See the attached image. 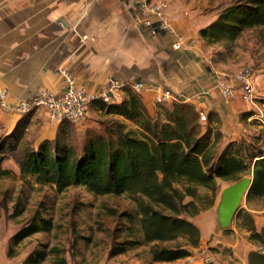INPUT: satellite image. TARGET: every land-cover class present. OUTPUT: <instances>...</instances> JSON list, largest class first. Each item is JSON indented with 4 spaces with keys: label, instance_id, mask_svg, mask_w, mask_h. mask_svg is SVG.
I'll return each instance as SVG.
<instances>
[{
    "label": "trees",
    "instance_id": "1",
    "mask_svg": "<svg viewBox=\"0 0 264 264\" xmlns=\"http://www.w3.org/2000/svg\"><path fill=\"white\" fill-rule=\"evenodd\" d=\"M262 26L264 0H250L224 10L200 34L204 40L215 43L236 39L244 30ZM96 106L107 115L123 120H111L102 132H88L81 148L71 141L75 126L60 125L54 141L42 142L19 159L21 175L34 178L40 185L53 186L58 193L79 186L96 196L127 194L137 203L146 243L185 239L186 246L192 248L199 247L201 231L189 217L199 215L200 210L194 201L184 202L187 197L198 198V187L215 193L217 180L240 181L242 175L251 173L250 164L256 160L254 182L247 198H264V150L244 157L242 146L229 143L219 154L217 146L223 139L222 133L211 127L203 132L193 105L174 104L171 111H166L163 122L152 118L142 97L133 91H128L119 105ZM27 120L28 115L23 121ZM209 120H213V114ZM125 121L136 130L129 129ZM19 138L17 133L12 134L7 138L11 141L7 146L14 150ZM5 149V144L0 143V153ZM180 185L183 190L178 188ZM237 217L253 238L264 244L253 217L244 210ZM40 221V224L33 221L19 231L14 243L51 230L49 221ZM51 252L55 253L52 264H68L58 250ZM190 255V250L182 246L152 250L154 263L175 262ZM42 261V257L32 256L28 263L42 264Z\"/></svg>",
    "mask_w": 264,
    "mask_h": 264
},
{
    "label": "rangeland",
    "instance_id": "2",
    "mask_svg": "<svg viewBox=\"0 0 264 264\" xmlns=\"http://www.w3.org/2000/svg\"><path fill=\"white\" fill-rule=\"evenodd\" d=\"M248 1L173 0L175 7L183 9L184 13L198 10L212 20H217L218 15L227 8L245 5ZM159 2L168 3V10L173 7L171 0H153V3ZM149 17V14L141 15V29L145 32L148 31L146 23ZM204 41V47L208 50L206 63L211 71L215 68L220 74L226 75H233L245 68L255 71L257 103L264 108V26L244 30L233 40L221 39L215 43ZM177 103L158 105L164 118L157 114L151 115L152 118L163 122L166 111H171ZM2 114L0 112V116ZM200 115L198 122L201 129L209 128V122L201 123ZM7 118V121L0 118V143L6 146L4 152L0 153V264H29L28 260L32 256L42 257V264H52L55 260V253L51 252L53 249L58 250L68 264H249L248 254L258 252L259 246L263 245L253 238L252 232L243 226L244 222L237 215L228 229H219L217 207L221 194L236 183L221 180H217L215 193L198 187V198L187 197L184 202L194 201L200 210L199 215L189 217L201 231L199 247L186 246L185 239L146 243L137 203L131 196H96L79 186L58 193L53 186H43L34 178L23 177L18 165L19 159L26 151L36 149L42 142L54 141L52 137L55 130L52 126L39 125L44 120L50 122L44 115H40L34 122L30 119L26 122L21 118L16 123L12 117ZM111 120L100 114L88 128L73 126L72 143L81 148L88 132H102L104 125ZM129 125V129L136 130L133 124ZM213 127L214 131L219 130L217 125ZM14 133L20 135V138L17 147L11 150L7 146L11 141H7V138ZM236 143L242 146L241 154L244 157L264 150V130L249 136L248 140ZM227 145L221 141L217 146L218 153ZM255 161L250 164L251 173L242 175L241 180L248 176L254 177L252 172ZM178 188L183 190L181 185ZM241 210L253 217L260 233L264 225V198L248 199L246 196L241 203ZM40 219L51 223L49 232H40L18 244L14 243L13 238L19 231L33 221L40 224ZM181 246L190 250V257L170 263L153 262L152 250Z\"/></svg>",
    "mask_w": 264,
    "mask_h": 264
},
{
    "label": "crops",
    "instance_id": "3",
    "mask_svg": "<svg viewBox=\"0 0 264 264\" xmlns=\"http://www.w3.org/2000/svg\"><path fill=\"white\" fill-rule=\"evenodd\" d=\"M171 1L168 14L172 27L185 38L178 51L172 48L173 33L141 29L144 15L129 1L0 0V89L8 92L11 102L28 100L46 88L60 91L63 84L58 71L69 68L80 84L92 90L101 89L110 78L171 89L198 113L204 112L208 118L213 114L209 126H218L225 144L248 140L264 130V123L258 120L264 114L259 103H225L216 89L221 74L207 65L208 50L200 34L216 19L198 10L186 15ZM84 36L88 40L82 43ZM142 99L150 115L164 118L152 95ZM0 112L1 119L12 117L16 123L27 116ZM100 114L123 120L93 105L83 128L91 126ZM40 115L47 120L43 110L28 114L31 122ZM39 125L52 126V139L56 138L60 126L45 120Z\"/></svg>",
    "mask_w": 264,
    "mask_h": 264
},
{
    "label": "built area",
    "instance_id": "4",
    "mask_svg": "<svg viewBox=\"0 0 264 264\" xmlns=\"http://www.w3.org/2000/svg\"><path fill=\"white\" fill-rule=\"evenodd\" d=\"M123 1H129L135 11L143 15H150L146 25L152 33H154L153 26L156 23H158L161 31L173 33L175 35L172 44L173 50L182 49L185 38L183 35L175 33L172 27V21L168 14V3H153V0ZM87 40V36L80 39L82 43ZM58 72L61 75L63 84L60 91L46 88L28 100L11 102L8 92L0 89V110L12 115H28L43 110L46 112L51 124L60 126L69 123L76 128H82L88 119L91 106L97 104L119 105L126 99L128 91H133L141 97L152 95L153 102L157 106L181 102L180 97L173 90L146 84L142 81L128 82L110 78L104 87L99 90H92L86 85L80 84L69 68H61ZM216 89L225 103L241 100L252 106L257 105L256 73L252 68L238 70L233 75L221 74ZM258 120L264 123V114H261ZM200 121L202 124H208V115L202 112ZM258 252L264 253V244L259 246Z\"/></svg>",
    "mask_w": 264,
    "mask_h": 264
},
{
    "label": "water",
    "instance_id": "5",
    "mask_svg": "<svg viewBox=\"0 0 264 264\" xmlns=\"http://www.w3.org/2000/svg\"><path fill=\"white\" fill-rule=\"evenodd\" d=\"M154 33L165 35V31H161L158 23L154 24ZM255 162L253 164V169ZM254 182V177H245L237 181L233 185L226 188L221 194V200L217 207V223L220 230L228 229L237 215L241 203L248 195ZM260 235L264 241V225L260 230ZM249 264H264V253L252 251L248 254Z\"/></svg>",
    "mask_w": 264,
    "mask_h": 264
}]
</instances>
